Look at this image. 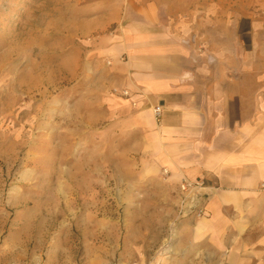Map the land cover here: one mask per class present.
Returning <instances> with one entry per match:
<instances>
[{
  "label": "rangeland",
  "instance_id": "obj_1",
  "mask_svg": "<svg viewBox=\"0 0 264 264\" xmlns=\"http://www.w3.org/2000/svg\"><path fill=\"white\" fill-rule=\"evenodd\" d=\"M90 1L0 0V264H264L194 236L205 213H183L146 135L111 117ZM240 7L214 5L215 45L255 54L264 3Z\"/></svg>",
  "mask_w": 264,
  "mask_h": 264
},
{
  "label": "crops",
  "instance_id": "obj_2",
  "mask_svg": "<svg viewBox=\"0 0 264 264\" xmlns=\"http://www.w3.org/2000/svg\"><path fill=\"white\" fill-rule=\"evenodd\" d=\"M90 3L102 14L95 31L105 34L95 56L111 117L146 135L154 169L168 170L167 191H179L183 176L205 181L209 196L205 215L191 217L194 236L232 253H264V47L255 54L226 40L216 47L214 21L215 4H239V18L247 20L257 17L247 6L264 0ZM222 29L217 35L229 27ZM200 41L206 47H196Z\"/></svg>",
  "mask_w": 264,
  "mask_h": 264
},
{
  "label": "built area",
  "instance_id": "obj_3",
  "mask_svg": "<svg viewBox=\"0 0 264 264\" xmlns=\"http://www.w3.org/2000/svg\"><path fill=\"white\" fill-rule=\"evenodd\" d=\"M115 93H121L123 96L129 97L131 92L127 89L119 90L114 89ZM153 113L156 119H159L162 113L161 106L156 105L153 108ZM164 173L168 175V170H164ZM179 189L181 192V209L184 214H193L198 217L203 216L206 211V200L208 193L206 192L207 185L203 179H190L183 176Z\"/></svg>",
  "mask_w": 264,
  "mask_h": 264
}]
</instances>
